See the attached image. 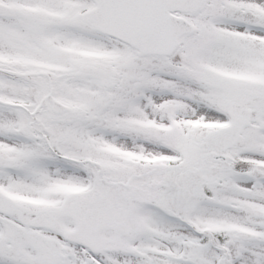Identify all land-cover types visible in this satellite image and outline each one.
<instances>
[{
    "label": "snow or ice",
    "instance_id": "snow-or-ice-1",
    "mask_svg": "<svg viewBox=\"0 0 264 264\" xmlns=\"http://www.w3.org/2000/svg\"><path fill=\"white\" fill-rule=\"evenodd\" d=\"M0 264H264V0H0Z\"/></svg>",
    "mask_w": 264,
    "mask_h": 264
}]
</instances>
